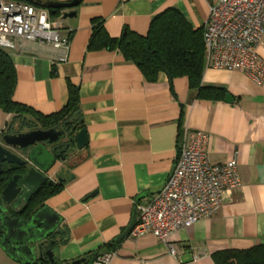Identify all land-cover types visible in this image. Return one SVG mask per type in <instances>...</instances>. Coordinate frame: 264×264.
<instances>
[{
  "label": "crops",
  "instance_id": "obj_1",
  "mask_svg": "<svg viewBox=\"0 0 264 264\" xmlns=\"http://www.w3.org/2000/svg\"><path fill=\"white\" fill-rule=\"evenodd\" d=\"M214 1L81 0L56 18L50 9L35 6L43 21L69 35L68 50L19 40L6 51L16 71L15 102L48 115L66 104L68 82L78 87L87 145L73 153L76 161L66 170L62 189L44 202L61 220L60 243L53 248L58 263L89 259L116 244L108 264H215L217 251L264 244V77L256 82L237 70L205 66L202 84L224 88L232 101L204 100L186 77L170 84L160 72L149 82L117 50L86 49L93 18L103 20L111 37L124 28L144 35L156 14L174 8L196 29ZM70 11L75 16L63 18ZM257 53L264 61V36ZM1 113L0 132L12 118ZM184 128L207 134L212 163L235 160L240 187L225 192L214 214L170 237L174 256L151 235L127 234L116 241L131 220L135 200L149 201L163 186ZM0 264L20 263L0 249Z\"/></svg>",
  "mask_w": 264,
  "mask_h": 264
},
{
  "label": "built area",
  "instance_id": "obj_2",
  "mask_svg": "<svg viewBox=\"0 0 264 264\" xmlns=\"http://www.w3.org/2000/svg\"><path fill=\"white\" fill-rule=\"evenodd\" d=\"M205 66L237 70L256 82L264 77V61L257 47L264 36V0H215L203 24ZM46 43L55 49L69 48V35L43 21L32 4L0 0V49H14L17 41ZM66 55L60 57L61 61ZM208 136L184 128L177 142V158L161 189L146 202H137L136 219L128 236L151 235L168 247L179 229L214 214L225 192L240 187L234 159L214 164L206 150ZM115 252L100 255L94 264H108Z\"/></svg>",
  "mask_w": 264,
  "mask_h": 264
},
{
  "label": "trees",
  "instance_id": "obj_3",
  "mask_svg": "<svg viewBox=\"0 0 264 264\" xmlns=\"http://www.w3.org/2000/svg\"><path fill=\"white\" fill-rule=\"evenodd\" d=\"M60 13L61 9L49 10L51 18L59 17ZM90 24L91 34L87 51L117 50L126 61L135 64L149 82L155 81L160 72L167 75L170 84L174 78L186 77L189 88L195 91L199 99L223 100L227 94L222 87L202 84L205 68L203 27L193 28L177 9L169 8L156 14L144 35L124 28L121 35L115 38L107 33L101 18L91 19ZM16 81V71L11 57L5 50L0 49V111L12 115L11 120L5 125V130L12 128L15 124L27 128L40 125L48 129L64 123L67 124L72 137L83 128L79 114L77 86L68 82L66 104L59 111L45 115L13 100ZM12 172L11 167H6L0 175V191L10 179ZM64 182L46 185L41 192V199L36 206L32 207V210L38 204L42 206L47 198L58 193ZM116 249V244H108L105 251L96 252L92 256H95L96 260L100 255L115 252ZM212 259L215 264H264V244L248 249L217 251L212 254Z\"/></svg>",
  "mask_w": 264,
  "mask_h": 264
},
{
  "label": "water",
  "instance_id": "obj_4",
  "mask_svg": "<svg viewBox=\"0 0 264 264\" xmlns=\"http://www.w3.org/2000/svg\"><path fill=\"white\" fill-rule=\"evenodd\" d=\"M30 3L46 9H70L79 5L81 0L70 2H56L51 0H17ZM75 11L66 12L63 18L75 16ZM225 100L232 101L229 95ZM62 135L57 127L49 129H34L26 132L8 133L2 136L0 144V175L6 167L13 169V173L24 168V173H15L0 191V249L12 260L20 264H60L55 259L52 246H58L59 241L47 240L48 235L57 234L60 236L62 231L59 229L60 217L43 204L37 210L29 212L26 218H20L21 210L9 214L8 206H18L24 198L28 200L30 194L38 189L46 180V175L51 171L59 158L53 151H49L41 142H55ZM72 141L76 150H82L87 145V136L84 128L78 130L73 136ZM13 150H24L25 158L14 153ZM64 161V157L59 158ZM6 165V167H5ZM5 167V168H4ZM38 179L37 186L31 190L30 187L34 179ZM28 195V197L26 196ZM17 198V199H16ZM16 199V200H15ZM15 202L13 203V201ZM134 202L132 217L126 229L116 238L120 241L124 238L136 219V204ZM95 256L89 260L86 258L77 259L65 264H94Z\"/></svg>",
  "mask_w": 264,
  "mask_h": 264
},
{
  "label": "flooded vegetation",
  "instance_id": "obj_5",
  "mask_svg": "<svg viewBox=\"0 0 264 264\" xmlns=\"http://www.w3.org/2000/svg\"><path fill=\"white\" fill-rule=\"evenodd\" d=\"M53 127H57L59 131H62V135L53 143H48L46 140V141L41 142V144H43L49 151H52L55 149L53 151V154L55 156L59 155V158L64 157V161H61L59 158L56 160L55 165L51 169L52 172L50 171L51 173L50 172L47 173L45 182L38 189H36L32 194H30L29 197H28V195H26L28 197L27 201H25L23 198L22 201L18 204V206L15 207V206H13V204H10L8 206L9 214H11V215H13V212H16L17 210H21V214L19 215V217L20 218H26V216L28 215L29 212H32L35 209L37 210L40 207V204H38L34 210H32V207L36 206V203H38L39 199H41V192L44 189V187L46 185H49L50 183L62 182L63 179L65 178V176L67 175L66 170L67 171L70 170V167L76 161V159L72 158L73 153L76 151V148H75V145L72 141V137L69 134L67 124L59 123ZM34 129L45 130V129H47V127L44 128V127H41L40 125H37L34 127L27 128V127H19L17 124L13 125L12 128H9L7 130H5V127H4L3 130L0 132V144L2 143V136H4L5 134L26 132L28 130H34ZM12 151L14 153L18 154L19 156L25 158V151L24 150H13L12 149ZM5 167H6V165H5ZM24 168H20L19 170L15 171V173H24L25 171L22 170ZM15 173L12 172L11 176ZM10 179H11V177H10ZM37 184H38V179L35 178L34 182L32 183V186L30 187V189H28V191L33 190L37 186ZM15 200L13 201V203L15 202ZM44 202H43V204H44ZM58 238L59 237L57 234H50V235H48L47 240L48 241L56 240ZM54 247L55 246H52V249ZM45 264H47V263H45Z\"/></svg>",
  "mask_w": 264,
  "mask_h": 264
},
{
  "label": "rangeland",
  "instance_id": "obj_6",
  "mask_svg": "<svg viewBox=\"0 0 264 264\" xmlns=\"http://www.w3.org/2000/svg\"><path fill=\"white\" fill-rule=\"evenodd\" d=\"M1 114H2V113H1V111H0V121H2V118H3Z\"/></svg>",
  "mask_w": 264,
  "mask_h": 264
}]
</instances>
